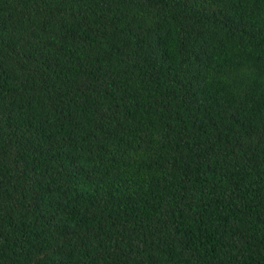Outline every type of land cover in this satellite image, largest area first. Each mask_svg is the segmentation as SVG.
Instances as JSON below:
<instances>
[{
	"label": "trees",
	"instance_id": "1",
	"mask_svg": "<svg viewBox=\"0 0 264 264\" xmlns=\"http://www.w3.org/2000/svg\"><path fill=\"white\" fill-rule=\"evenodd\" d=\"M0 264H264V0H0Z\"/></svg>",
	"mask_w": 264,
	"mask_h": 264
}]
</instances>
